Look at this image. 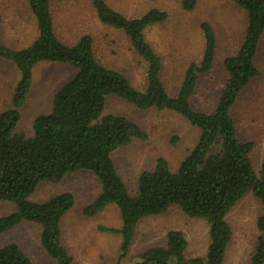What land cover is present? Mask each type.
I'll return each instance as SVG.
<instances>
[{
    "label": "trees",
    "instance_id": "1",
    "mask_svg": "<svg viewBox=\"0 0 264 264\" xmlns=\"http://www.w3.org/2000/svg\"><path fill=\"white\" fill-rule=\"evenodd\" d=\"M53 0H27L37 35L25 47L13 49L1 41L0 58L14 64L19 72L9 108L0 112V201L14 208L0 217V233L22 222L40 226L39 242L56 264H73L61 243L60 222L73 206V195L64 191L46 201L30 199L41 182L57 183L66 174L88 170L97 178L100 192L83 208L93 216L114 204L120 213V227L100 230L121 236L118 259L128 254L139 221L161 215L177 206L186 215L203 219L208 225L209 243L205 258H186L187 240L183 233L170 229L165 246H150L139 254L135 264H222L231 227L227 213L247 192L260 201L263 212L257 217V237L249 264L264 263V166L257 174L249 154L251 142L237 136L231 107L240 91L258 74L255 56L264 32V0H230L244 11L245 29L237 50L223 59L227 77L211 112L195 110L190 102L196 82L213 65L216 38L209 22L200 23L203 50L198 61L185 67L177 92L166 90L160 74L162 62L146 40L144 30L163 22L168 14L150 8L136 17H126L111 8L106 0H91L98 20L123 31L132 48L146 63L144 90L136 89L119 71L97 61L93 39L82 34L72 44L64 43L55 31ZM199 0H180L185 11L195 9ZM41 62L62 63L74 69L53 94L51 109L33 121V133L16 132L20 107L32 83L33 68ZM108 96H117L139 109L171 110L199 130L195 145L176 170L158 156L151 170L137 177L130 193L118 174L112 153L134 139L146 140L147 133L130 119L104 113ZM0 264H33L15 242L0 247Z\"/></svg>",
    "mask_w": 264,
    "mask_h": 264
},
{
    "label": "rangeland",
    "instance_id": "2",
    "mask_svg": "<svg viewBox=\"0 0 264 264\" xmlns=\"http://www.w3.org/2000/svg\"><path fill=\"white\" fill-rule=\"evenodd\" d=\"M106 3L128 18L139 16L153 7L167 12L166 20L145 28L144 36L161 58L160 78L172 95L179 88L187 64L201 57L203 37L200 23H210L216 38L213 65L208 73L198 77L190 102L197 111H213L227 77L223 59L233 54L241 42L246 24L244 11L230 0H199L192 11L183 10L180 0H106ZM0 12L1 41L5 46L22 48L36 37L37 29L27 0H0ZM52 12L55 31L64 43L72 45L82 34H89L97 61L124 74L136 89L144 90L146 63L132 48L123 31L98 20L91 0H53ZM255 66L258 74L240 91L230 114L239 139L252 143L249 157L259 174L264 166V32ZM73 72L71 66L62 63L41 62L33 68L30 89L19 109L16 132L32 135L34 119L50 111L54 92ZM18 79L19 72L14 64L0 58V112L10 107ZM104 113L124 116L147 133L146 140L134 139L112 153L116 170L130 193L136 190L139 173L151 170L158 156L164 157L170 168L176 170L199 135L196 127L174 111L139 109L117 96L107 97ZM64 191L73 195L74 203L60 222L61 243L72 257L73 264H135L146 248L165 246L166 233L170 229L179 230L185 236L186 258H205L209 243L207 223L172 206L161 215L148 216L138 222L128 254L119 260L121 236L100 230L101 226L120 227L116 205L109 204L93 216L83 213V208L100 192V184L92 172L80 170L66 174L57 183L41 182L30 199L42 202ZM13 208L11 202L0 201V217ZM262 212L258 198L247 192L227 213L226 221L232 234L222 264H249L260 234L256 220ZM39 232L38 224L22 222L0 233V247L15 242L33 264H56L41 246Z\"/></svg>",
    "mask_w": 264,
    "mask_h": 264
},
{
    "label": "crops",
    "instance_id": "3",
    "mask_svg": "<svg viewBox=\"0 0 264 264\" xmlns=\"http://www.w3.org/2000/svg\"><path fill=\"white\" fill-rule=\"evenodd\" d=\"M264 264V263H263Z\"/></svg>",
    "mask_w": 264,
    "mask_h": 264
}]
</instances>
